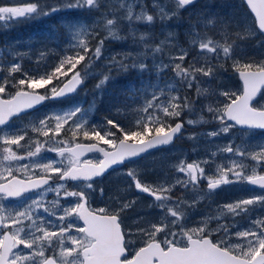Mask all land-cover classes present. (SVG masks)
<instances>
[{
    "label": "snow or ice",
    "instance_id": "1",
    "mask_svg": "<svg viewBox=\"0 0 264 264\" xmlns=\"http://www.w3.org/2000/svg\"><path fill=\"white\" fill-rule=\"evenodd\" d=\"M195 3L196 0H151L153 11L149 10L146 0H23L17 6H0V28L3 29L21 20L89 10L101 13L106 32L93 49L89 46V38L95 39L99 33L82 23L66 25L72 53L66 51L49 70L35 74L23 71L19 59L29 53H13L14 62L7 64L0 60V73H4L0 76V264H264V215L253 218L257 209H264V191L220 205L214 213L198 221L190 219L189 215L190 209L194 210L201 200L210 199L221 185L247 184L264 190V144L252 147L242 142L234 147V141H230L218 151L231 155L225 164L216 165L214 172L206 173L207 159L191 163L181 160L175 170L183 173L182 177L177 175L172 181L165 179L152 185L142 183L136 170L129 168L126 173L131 178L129 187L152 197L149 208L159 210L155 220H145L135 230L140 246L131 255L128 254L129 245L133 243L134 233L122 226L121 213L135 201H117L119 207L111 211L107 207L93 209L89 206V196L96 191L92 183L95 177L103 176L115 165L133 162L150 149L172 143L185 123L218 124L217 128L203 134L210 140L237 128L264 130V104L256 99L257 96L264 99V58L247 57L237 44V40L255 37L256 30L236 32L235 38L224 31L220 38L214 39L208 35V30L215 25V19L206 16L191 25L189 48L186 49L176 45L172 32L153 44L149 34L139 32L136 27L137 24L153 25L157 21L165 23L178 19ZM245 3L255 13L259 33L264 34V0H245ZM122 27L127 31L122 33ZM129 37L142 44V55H151L152 65L144 58L126 62L131 54H124L120 59L113 56L97 89L108 82L112 66L122 71L132 68L141 73L154 70L158 78L160 72L168 69L174 74L172 81L163 86L150 81H142L139 88L131 86L130 99L140 100V105L134 109L139 116L133 127L125 128L118 121L107 118L102 125L89 124V110L75 104L60 112L47 113L28 126L46 138L54 134L51 141L33 140L24 155L13 150V145L17 149L24 147L21 141L25 140L27 131L13 129L9 123L12 117L47 100L75 93L84 80L94 74L93 65L101 59L105 40ZM257 43L264 45V39ZM193 48L198 52L186 64ZM166 49L171 54L164 62L157 54H163ZM52 54V50H41L37 64H46ZM0 56H3L2 51ZM227 61H231L232 70L242 82L239 92L211 88V81L218 79L217 72ZM16 73H21L23 78L17 79ZM54 80L60 84H54ZM10 88L15 91L11 92ZM41 89L47 90L41 92ZM182 89H194L195 99L182 95ZM202 97L201 111L209 114L207 119L204 115L197 120L178 119L185 113L191 114ZM66 125H70L71 142L63 138L56 140ZM42 151L54 152L59 159L47 160L41 157ZM89 153H98L102 158L82 159ZM211 155L215 157L217 152ZM25 159L30 163L12 166V161ZM245 160L255 164L248 165ZM17 172L24 178L14 174ZM53 174L59 181L55 184L50 183ZM68 181L77 183L69 187ZM202 181L206 182L203 191ZM177 186L196 195L191 200L174 197L172 193ZM49 192L55 193V199L47 200ZM99 192L104 195L103 189ZM26 193L35 195L27 196ZM69 198L71 202L61 203ZM9 199L16 200L17 204H6ZM240 216L248 220L247 227H238L236 218ZM214 234H219V238L214 240ZM233 238L236 242H230Z\"/></svg>",
    "mask_w": 264,
    "mask_h": 264
},
{
    "label": "rangeland",
    "instance_id": "2",
    "mask_svg": "<svg viewBox=\"0 0 264 264\" xmlns=\"http://www.w3.org/2000/svg\"><path fill=\"white\" fill-rule=\"evenodd\" d=\"M217 1L219 0H196L195 5L206 4L203 6L207 7L208 8L207 11H208V10H211L212 6L213 7L216 6ZM232 1L236 2L239 8L243 4V0H230L228 1L230 5H234ZM0 2L2 3L0 4V6H17L21 4L23 0H0ZM146 3L149 5V10L153 11L151 9V0H146ZM189 7L192 8L193 6H189ZM193 9L194 8H192L190 11H192ZM106 10L107 9H103V11H106ZM215 11L217 13V9H215ZM183 12L178 18L180 19V22L182 20L181 17H182ZM208 12L210 13V11ZM62 13L67 17H72L71 20H67L65 22L66 24L82 23V24L91 26L95 32L99 33V35H97L95 39L90 38L88 41L93 49L97 41L105 37L106 32L103 29V21L100 18L101 17L100 12L89 11V10H71V11L62 12ZM78 13L80 14L79 15L80 17H76ZM116 14L120 15L121 13L117 12ZM184 15H187V14H184ZM186 17H188V21L190 22L192 21L188 15ZM175 19L177 18H173L172 20H169L165 23H161L157 21L153 25L137 24L136 27L139 29V32H147L149 34L150 42H152L153 44L158 43L160 40L164 39L165 35L168 32H172L175 38L176 45L187 49L189 48L190 37L188 33L190 31L191 26L188 29L186 28L185 30L181 32L178 28V25L180 23L178 21L175 22ZM215 25H217L216 28L212 29L210 27V29L208 30V35L215 37L214 39H217V37L220 38L224 31H227L228 33L233 34V38H235L234 34L236 32H243L245 29H248L249 31H251V30H255L254 27H256L253 25V22L249 17L245 19H239L236 13H234L233 15H230L229 18H220L217 16L215 18ZM126 31H127L126 28H123V27L121 28L122 33ZM258 33L256 32V36L251 37V39L256 38L258 36ZM245 40H237V44L240 45V50L247 57H253L255 59L260 58L258 54H255V49H252L253 43L251 41H245ZM23 42H26V41H23ZM6 43L4 44L5 47H3L0 43V51L3 52V56H0V60H2L5 64L14 62L12 60V54L15 52L29 53V55H24L20 57L19 58L20 61L23 62L22 61L23 58L32 56L34 54L35 57H32V59H34V63H36L35 68L39 70V68L42 67L43 71L48 70L50 67L53 66L56 60V53L61 52V49L55 47L54 43H51L50 45H48L46 49H44L46 47L45 43L35 45L33 48L28 43H26L25 45V43L20 42L19 44L23 46L22 48H16L15 45L17 43L16 44L10 43V45H7ZM65 47L68 48V37L65 42ZM41 50H52L54 54L48 57L46 64L42 63L38 65L36 62V58ZM172 51L174 52L175 49H173ZM143 52H144V48L142 44L138 40L134 42L131 37L125 40H114V39L105 40V44L102 49L101 59L99 61H96L95 64L93 65L95 72L93 75H90L87 78L94 77L96 75H101L103 73L102 69H104L105 67L108 68L109 60L113 56H115L117 59H120L121 57L124 56V54H131L129 61H126V62H130L132 58H136V59L144 58L146 59V62L149 63V65L151 66L153 62V58L151 57V55L144 57L142 55ZM197 52H198L197 49L195 48L191 49V51L189 52V56L187 60L185 61V63L187 64L193 58V56L197 54ZM170 54L171 53H169V51L166 49L163 54H157V56L159 58H162L164 62H167L168 56ZM84 63L80 67V69L84 66ZM213 63H216V62L213 61ZM139 73L143 74L141 72ZM3 75L4 73H0V76H3ZM173 75L174 74L171 72V69H168L166 71L160 72L159 78H158L157 73L153 70L151 72H147V79H148L147 81H150L152 83H159L161 86H163L165 82L172 81ZM217 76H218V79L211 81V88H216L218 90L219 89H223V90L230 89L236 92H239L241 90V83L237 82L238 76L234 73V71L231 68V61H227L224 63V67L221 68L217 72ZM204 79L207 80L208 78H204ZM204 86L207 87L208 85H204ZM81 90L82 88L77 93L79 95L76 94L77 97L78 96L84 97L86 91L84 90L81 92ZM181 94L182 95L187 94L190 98H193V99H195V96H196L194 89L192 90L182 89ZM73 97L66 100L65 102H60V103L51 102L45 107H43L42 109L34 112V114L29 115L26 118H22L21 120L15 121L12 124H10L13 129L24 128L27 131L25 140L21 141V145H24V147L17 149V146L13 145L12 146L13 150L17 151L18 154L20 155H24L29 150L28 145L33 140L39 139L41 142H43L45 139L49 141L53 139L54 134H50L49 137L46 138L42 135H39L38 133L33 132L31 130V127H28L31 123L36 122L38 119L44 117L45 114L47 113L60 112L62 110H66L70 108L72 105L79 104V105H82L84 109L89 110L88 121H89V124H93V120L96 119L94 118L93 114L97 108V103L95 102V100L93 99V100L87 101L86 99H74ZM220 99H223V97H220ZM203 100H204L203 97L200 100H197L196 107L191 112V114L185 113L183 116L179 118H181V120L183 121H186L187 119L197 120L199 119L200 115H204L205 118L207 119L209 114L201 111V101ZM258 100L260 101V104H264V99L259 98ZM139 105H140V100L132 108L128 107L127 110H123L124 111L123 113H117V118L123 117V119L125 120L124 125H126L128 128L133 127L136 119L139 116V114L135 112L134 109L137 108ZM52 123H53L52 121L49 122L50 125ZM96 124L98 125V122H96ZM69 127L70 125H66L65 128L61 131L60 136H56L55 139L60 140L61 138H63L71 142V135L65 137V134H64V130L65 129L69 130ZM217 127H218V124H216L215 122L205 123V124H195V125H189L186 123L182 138H180L177 141V143L173 145L172 147L151 153L150 155L144 157L143 159L134 160L133 162H130V164L125 165L124 168H120L117 170L114 169L106 177L100 180L93 181L92 183L94 184V188L96 189V191L91 192V195L89 196L90 207H92L93 209L99 208V207H107L111 211L119 207V204L117 203V201L122 203L125 200H134L135 203L133 204V206L126 209L123 212V214L127 218V221H126L127 230L131 229L134 233L132 237L133 242L136 243L140 241L139 235L135 234V230L141 227L144 224L145 220H149V219L155 220L159 215V210L156 208H149V204L152 202V199L144 198L140 196L141 193L138 192L134 187L132 188L129 187V184L131 183V178L126 175L127 170L129 168L135 169L142 183L152 185V184H156L158 182L164 181L165 179H167L168 181H172L174 177L177 175H180L182 177L183 173H177L175 170V166L181 160H184L187 163H191L194 160L207 159L209 161V164L204 166L206 173L214 172L216 165L225 164L227 157L231 155L228 153H220L218 151L219 148L226 146L230 141H234V145H233L234 147L235 145L241 144L242 142L252 147H255L256 145H259V144H264V132L256 131V130H241L237 128V129H233L228 134H221L220 136L212 138L211 140L203 135L204 133L208 131H212ZM69 134H71V132H69ZM193 135H195L196 138L190 139L189 137ZM213 151L217 152V155L215 157L211 155ZM41 157L47 160L59 159L56 153L47 152V151H42ZM89 157L101 158L99 154H94V155L88 156L85 159H88ZM237 159H243V158H237ZM11 163L13 167L17 165L22 166L25 164H29L30 160L25 159L21 161H12ZM245 163L248 165L255 164V162L251 160H245ZM38 171L39 170H37V172ZM14 174L20 175L23 177V175L19 172L14 173ZM53 176L55 175L53 174ZM67 183L69 184V187H73L75 184V183H70V182H67ZM200 188L201 190H206V182L202 181L200 184ZM99 189L104 190L103 196H101ZM219 189H222V191L224 192L217 195L216 193V191L218 190L217 189L212 194L214 195V198L212 199L205 198L204 200H201L200 202H206V204L208 202V204L212 205L213 210L215 211L218 209L220 205L230 203L241 197L247 198L251 195L260 193V192L253 193L251 195H245V194L239 193L240 190L241 191L248 190L246 184H229V185H224L223 187ZM50 195L51 196L53 195L55 199V193L49 192L47 195V200L49 201L53 200L51 197L49 198ZM172 195L174 197H181L183 199L191 200L196 195V193L188 192L186 189H182L179 186H177V188L173 190ZM227 196H230V197H227ZM69 202H71V198H69L68 201L61 200L62 204H66ZM258 211L261 214H259ZM199 213L201 214V212ZM255 213H257V215H253V218L258 215H264V209H258ZM41 214L46 215L43 212H41ZM196 217H197V211L194 210L190 214V219H194ZM47 218L50 219V217H47ZM195 220L198 221L200 219H195ZM247 226H248V220L246 218L241 223L238 224L239 228H244ZM27 251L28 250H25V252Z\"/></svg>",
    "mask_w": 264,
    "mask_h": 264
},
{
    "label": "trees",
    "instance_id": "3",
    "mask_svg": "<svg viewBox=\"0 0 264 264\" xmlns=\"http://www.w3.org/2000/svg\"><path fill=\"white\" fill-rule=\"evenodd\" d=\"M228 1L230 0L217 1L216 6L215 7L212 6L211 10H208L210 11V13L207 11L208 8L203 6L206 4L203 5L197 4L193 6L192 8L194 9L192 11H190L192 8L189 7L190 10L183 12L181 17L182 18L181 22L180 19H175V22L178 21L180 23L178 25V28L182 32L186 28L188 29L191 25L197 24L198 20H201L206 16H211L214 19L217 16L220 18H229L230 15L236 13L239 19H245L249 17L252 20L253 25L256 26L253 17L249 13L244 3L239 8L236 2L232 1L234 5H230ZM215 9H217V13ZM184 14H187L192 21L191 22L188 21V17H186L187 15ZM79 15L80 14L78 13L76 17H80ZM71 19L72 17H67L62 12H60L52 16L43 17L40 19L21 20L20 22H15L12 24L10 28L7 29L0 28V43L3 47H5L4 44L6 42L7 45H10V43L11 44L17 43L15 45L16 48L23 47L22 45L19 44L20 42L25 43V45L26 43L30 44L32 48L35 45L45 43L46 47L44 49H46L47 46L50 45L51 43H54L55 47L61 49V52L56 53V60L55 63L53 64L55 65L57 61L60 59V57L65 54L66 51L68 52V54L72 53V49H70L69 47L68 48L65 47V42L68 37V32L66 30V25L68 24H66L65 22ZM216 27L217 25L211 26L212 29ZM254 29L257 30L256 27H254ZM256 32L258 33V30ZM262 39H264V35L258 33V36L256 38H252V39L250 38L245 40V41H251L253 43L252 49H255V54H258L260 57L256 60H260L264 58V45H259L257 43L258 40H262ZM89 46L91 47L90 44ZM88 55L90 56L91 52ZM32 57H35L34 54L32 56L23 58L22 60L23 71H27L30 74H35L38 71H43L42 67L39 68V70L35 68L36 63H34V59H32ZM83 63L84 62H82L80 65L77 66L76 71L80 70V67L83 65ZM106 68L107 67L102 69V71L106 72L107 71ZM69 75H71V73ZM15 77L17 79L23 78L21 76V73H16ZM101 78H102V74L87 78L84 81L81 90V92L84 90L86 91L84 97L81 96L77 97V95H79L77 94L73 98L86 99L87 101L93 99L95 100V102L97 103V108L93 114L94 118H96L95 120H93V124H96V122H98V125H102L106 120L105 118H107V119L116 120L122 126L128 128L126 125H124L125 120L123 119V117L117 118V113H123L124 112L123 110H127L128 107L132 108L134 105H136V103H138L139 99H136L135 101L133 99H130V97L132 96L131 86L134 85L136 88H139L141 86L142 81L148 80L147 73L140 74L138 70L132 68H129L127 71H122L116 68L115 66H113L108 82L101 88L97 89L96 85L99 83ZM62 79L67 80L68 77H62ZM237 82L239 83V80H237ZM53 83L59 85L60 81L54 80ZM46 90L47 89H41L39 91L44 92ZM10 91L14 92L15 89L10 88ZM178 119L181 120V118ZM69 132L70 131L68 129L64 130L65 137L71 135L69 134Z\"/></svg>",
    "mask_w": 264,
    "mask_h": 264
},
{
    "label": "flooded vegetation",
    "instance_id": "4",
    "mask_svg": "<svg viewBox=\"0 0 264 264\" xmlns=\"http://www.w3.org/2000/svg\"><path fill=\"white\" fill-rule=\"evenodd\" d=\"M0 4H2L1 2H0ZM32 114H34V113H30V114H28V115H26L25 114V116H20V118H16V119H14L12 122H11V124L13 123V122H15V121H18V120H21L22 118H26L27 116H29V115H32ZM124 168V167H123ZM16 175V174H15ZM17 176H20V175H17ZM21 178H24V177H22V176H20ZM106 177V176H105ZM58 182V177L57 176H52V180H51V183L52 184H55V183H57ZM247 185V184H246ZM247 189L248 190H245V191H241L240 190V192L239 193H241V194H245V195H251V194H253V193H261L262 191H264V190H261V189H259V188H257V187H254V186H251V185H247ZM217 190V189H216ZM203 191V190H202ZM224 191H222V189H218L217 191H216V193H217V195L218 194H220V193H223ZM141 193V192H140ZM239 193H237V194H239ZM236 194V193H235ZM25 195H27V196H33V195H35L34 193H27V194H25ZM140 196H142V197H144V198H150V199H153L152 197H150V196H148L147 194H145V193H141V195ZM52 198V199H54V197H53V195L51 196H49V198ZM227 197H230V196H227ZM212 198H214V195H211V198L210 199H212ZM5 203L6 204H9V205H13V204H17V201L16 200H14V199H9L8 201H5ZM214 204H216V203H214ZM209 205V206H208ZM90 206V205H89ZM215 206V205H214ZM216 207V206H215ZM92 208V207H91ZM206 208H208V209H206ZM205 209H206V211H205ZM194 210H196L197 211V217L196 218H194V220L195 219H201L203 216H205V215H207V214H212V213H214L215 211L213 210V207H212V205H210V204H208V202H207V204H206V202H199L197 205H196V207H195V209ZM194 210H189V215L192 213V211H194ZM258 210V209H257ZM205 211V212H204ZM199 212H201V214L199 213ZM258 213H259V211H258ZM259 214H261V213H259ZM253 215H257V213H253ZM121 217H122V219H123V221H124V223H123V227L125 228V230L127 231V218H126V216H124V214H123V212L121 213ZM50 219H55L54 217H50ZM238 221H239V223H241L244 219H245V216H240V217H237L236 218ZM215 226V222L213 223V227ZM234 231H235V229H233ZM212 238L215 240V239H218L219 238V234H214L213 236H212ZM126 239H127V237H126ZM230 242H235V238H233V240L232 241H230ZM183 243V242H182ZM139 247L140 246V241H138V242H136V243H132V244H130L129 245V255H131L132 254V252L136 249V247ZM137 247V248H138Z\"/></svg>",
    "mask_w": 264,
    "mask_h": 264
},
{
    "label": "water",
    "instance_id": "5",
    "mask_svg": "<svg viewBox=\"0 0 264 264\" xmlns=\"http://www.w3.org/2000/svg\"><path fill=\"white\" fill-rule=\"evenodd\" d=\"M243 2H244V4L247 6L249 12L251 13V15H252V16L254 17V19H255V13H253V12L251 11V9H250V8L248 7V5L245 3V0H243ZM240 82H241V81H240ZM241 84H242V82H241ZM80 86H81V85H80ZM80 86L77 88V90L80 88ZM77 90H76V92H77ZM76 92H75V93H76ZM75 93H73V94H71V95H69V96H66V97L60 98V99H56V100H54V101H58V100H63V99L69 98V97H71L72 95H74ZM259 97H260V96H257L256 99L258 100ZM48 101H49V100L45 101V102H44L43 104H41V105H37L35 108L30 109V110H28V111L25 112V113H21L20 116H23V115H25V114H27V113H31V112H33V111H35V110L41 108V107L44 106ZM254 103H255V101H254ZM20 116H18V117H20ZM18 117H17V116L12 117L11 120L9 121V123H10L13 119L18 118ZM184 128H185V125H184ZM184 128L182 129L181 134L183 133ZM241 130H246V129H241ZM255 130H258V129H255ZM262 131H264V130H262ZM181 134L178 135L177 137H175V138L173 139L172 143H170V144H168V145H161V146H158V147H156V148L150 149L147 153H144V154H142V156L135 158V160L141 159V158H143L145 155H147V154H149L150 152H153V151H155V150H157V149H161V148H165V147L171 146V145L174 144L175 141L181 136ZM91 154H96V153H89V154H87L86 156L91 155ZM86 156L82 157V159L85 158ZM126 163H128V162L126 161L125 164H126ZM125 164H124V165H125ZM124 165H115V166H113L112 168H109L108 171L105 172L103 176H105L106 174H108L110 171H112V170H114V169H116V168H120V167H122V166H124ZM103 176H101V177H103ZM101 177H95L93 180L99 179V178H101ZM50 183H51V181H50ZM220 187H222V185H221ZM220 187H219V188H220ZM26 194H27V193H26Z\"/></svg>",
    "mask_w": 264,
    "mask_h": 264
}]
</instances>
